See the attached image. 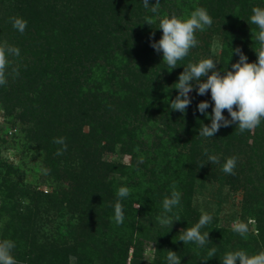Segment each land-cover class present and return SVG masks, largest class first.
<instances>
[{
    "label": "trees",
    "instance_id": "trees-1",
    "mask_svg": "<svg viewBox=\"0 0 264 264\" xmlns=\"http://www.w3.org/2000/svg\"><path fill=\"white\" fill-rule=\"evenodd\" d=\"M155 2L149 0L145 9L143 0H0V44L20 49L7 69L16 68L18 75L0 85V108L6 111L0 153L14 148L23 132L32 151L17 165L0 161V216H6L0 239L15 242L17 264H72L70 256L76 257L74 264H167L168 250L181 264H222L229 251H264V120L243 133L233 123L212 138L199 136L201 125L211 120L197 106L208 101L210 116L214 102L210 90L197 94L194 81L185 113L170 107L184 66L209 58L212 35L222 38L220 56L213 59L221 75L239 60L231 49L240 48L249 63L257 61L259 45L251 33L258 29L250 16L264 0H160L153 14ZM197 6L213 23L196 32L198 45L171 70L151 46L163 34L159 21L164 15L186 17ZM146 16L155 23H145ZM12 17L27 21L23 34L13 28ZM223 115L231 119L227 110ZM61 137L67 150L57 155L62 145L53 140ZM205 150L219 163H211ZM109 154L130 160L104 159ZM230 157H236L234 175L222 171ZM30 171L40 179L35 186L25 181ZM41 185L50 191L38 190ZM173 185L181 193L180 205L165 214L163 199ZM120 187H128L130 195L119 199ZM223 187L243 190L242 213L233 209L224 216L221 209L199 207L205 190ZM118 199L121 225L113 219ZM63 208L77 221L75 228L69 218L63 226L50 216L59 211L62 219ZM202 212L213 217L201 229L210 241L203 248L179 241ZM164 215L172 226L160 224ZM249 220L256 227L249 226L247 239L232 230L234 222ZM55 223L60 238L39 243L43 228ZM212 248L216 256L204 261Z\"/></svg>",
    "mask_w": 264,
    "mask_h": 264
},
{
    "label": "clouds",
    "instance_id": "clouds-1",
    "mask_svg": "<svg viewBox=\"0 0 264 264\" xmlns=\"http://www.w3.org/2000/svg\"><path fill=\"white\" fill-rule=\"evenodd\" d=\"M149 0H143L145 9L149 8ZM160 0H156L151 6L153 14L158 13ZM14 29L21 34L24 33L27 21L20 17L10 18ZM145 23L152 25L155 19L150 16L145 17ZM213 23L212 17L207 10L202 7H195L186 17H177L175 14L164 15L159 21V29L162 30V37L157 42H153L151 46L157 51L162 52V61L167 64L168 68L175 69L178 67V62L182 61L189 55L192 48L198 45L196 32H203L206 28L211 27ZM250 23L256 25L258 31L251 33L255 41L258 43V48L254 51L257 55V61L249 63L247 57L240 48L231 49V55L235 52L239 56V60L231 65V70H225V74L216 69V64L213 59H201L197 63H188L184 66V70L179 74L178 82L174 83L175 89L178 90V95L174 100H171L170 107L172 110H177L185 113L187 107L191 103L189 93L193 91L195 82L198 95H205L209 90L211 100L214 102L212 113L206 112L209 108L208 101H201L197 108L201 114L209 117L210 125H201L199 136L212 138L221 127H227L235 123L240 133L254 130L264 120V7L254 6ZM20 49L9 45L6 41L0 44V85L7 83L8 75H18L16 68L12 69L11 73L7 72L9 67V57H19ZM209 72L211 74L209 75ZM206 77L203 82L201 78ZM235 109V110H234ZM224 110H227L231 119H226L223 115ZM54 143L62 145V148L57 150V155H62L67 150L65 138H55ZM205 155L211 163H219V159L215 155H208L205 150ZM202 166V165H201ZM236 167V157L227 158L222 165V171L227 174L234 175ZM131 190L128 187H120L117 191L119 199L126 198L130 195ZM118 201L114 206V222L117 225L123 224L124 213L122 204ZM181 193L176 190V186H172L170 196L163 199L164 213H172L173 209L180 205ZM212 215L202 212L198 222L187 227L179 236V241L184 244L195 243L199 248H203L209 241V232H201V229L212 222ZM162 226L173 225V220L168 215L158 217ZM179 215H176L175 221H179ZM253 220L247 223L236 221L233 223L232 230L238 233L241 237L247 239L249 232V224H253ZM15 248V242L11 239L0 240V264H17L12 252ZM216 248H212L207 252L204 261L216 256ZM167 264H181V257L176 252L168 250ZM69 260L74 264L76 257L70 256ZM264 264V251L257 254L249 255L245 250L229 251L224 254L221 259L222 264Z\"/></svg>",
    "mask_w": 264,
    "mask_h": 264
},
{
    "label": "rangeland",
    "instance_id": "rangeland-1",
    "mask_svg": "<svg viewBox=\"0 0 264 264\" xmlns=\"http://www.w3.org/2000/svg\"><path fill=\"white\" fill-rule=\"evenodd\" d=\"M142 12H144V11H142ZM221 46H222L221 36L212 35V38L210 40V47H206V49L208 50L207 51L208 53L206 55L211 59L218 58L220 56V53H221ZM5 113H6V111L3 110L2 108H0V124L4 123L3 121H4V117H5L4 114ZM27 139L28 138H27V135L25 132L19 133V137L17 139H15V141H16L15 147L10 148V149L5 148L4 150H2V152L0 153V161L5 162L6 164L17 165L19 163V161L22 160V157L24 156V154L26 152L28 153V155H32L31 154L32 151H30L26 145L28 142ZM104 159H107L109 161L128 163L130 160V156L129 155H122V154H109V155H105ZM25 181L31 182L33 184V186L40 183V179L38 178V175H36L35 172H33V171H30L27 173ZM216 188L205 190V192H204L205 195L202 196L199 200V207H203L206 210L209 209L212 212H215V211H218L221 209L222 215L231 214V212H232L231 210H233V209L237 213H239V212L242 213L243 190H241V189L237 190V189H233V188L228 189V187H223L222 191L220 190L221 192H219V190ZM37 189L45 191V192L50 191L49 187L43 186V185H41ZM67 209L68 208L60 209L62 219L59 218V211L56 212V215H54V213H51L50 216H53L56 223H62L63 226L68 225V223H70V224H72V228H75V223L77 221H75L73 219V217H71V218L69 217L68 214H70V213ZM46 217H48V216H46ZM68 218L71 221L66 223ZM46 219H48L49 221L54 220L50 217H48ZM5 222H6V216L5 215L0 216V234H1V229L5 225ZM39 223H41V225H42V222H38L37 224H39ZM56 223L55 224H48L47 226H45L43 228V230L41 231L43 236L41 238H39V241H38L39 243H42L44 241L45 237H46V241H48V242H56V240L58 238H60L59 235L54 231V227H55V225H57ZM249 226H250L251 230H254L256 227V222L254 221V223L249 224ZM19 230H22V229L19 228ZM61 230L64 232V229H61ZM72 232H74V231H72ZM254 232L256 233V231H254ZM22 233H24V232H22ZM27 235L30 236V238L32 236L31 234H28V233H27ZM33 236H35V235H33ZM20 239L26 240V237H21ZM2 240H4V239H2ZM145 246H147L148 248L150 247L151 250L154 251V246L152 244L147 243ZM130 253H131V251H130ZM22 254L23 253H20V255H22ZM14 256H15L17 263H19L18 262L19 259H17L16 255H14ZM143 260L148 261L147 257H144Z\"/></svg>",
    "mask_w": 264,
    "mask_h": 264
}]
</instances>
